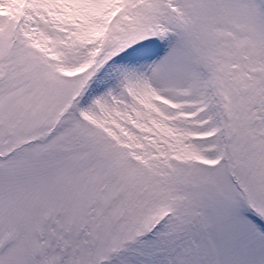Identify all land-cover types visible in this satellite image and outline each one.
Here are the masks:
<instances>
[{
  "label": "snow or ice",
  "instance_id": "snow-or-ice-1",
  "mask_svg": "<svg viewBox=\"0 0 264 264\" xmlns=\"http://www.w3.org/2000/svg\"><path fill=\"white\" fill-rule=\"evenodd\" d=\"M0 264H264V0H0Z\"/></svg>",
  "mask_w": 264,
  "mask_h": 264
}]
</instances>
